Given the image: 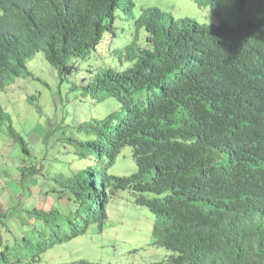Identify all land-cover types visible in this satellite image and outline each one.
I'll list each match as a JSON object with an SVG mask.
<instances>
[{
	"label": "trees",
	"instance_id": "1",
	"mask_svg": "<svg viewBox=\"0 0 264 264\" xmlns=\"http://www.w3.org/2000/svg\"><path fill=\"white\" fill-rule=\"evenodd\" d=\"M194 1L219 23L139 14L135 0H0V91L39 52L66 80L114 46L113 62L82 79L93 108L77 113L75 136L59 140L79 146L78 170H21V180L49 181L43 195L55 202L18 200L11 225L0 213V264H41L55 246L102 231L110 193L126 190L156 217L157 245L175 254L152 264H264V0H231L254 16L236 27L223 0ZM28 100L39 113L37 98ZM53 133L42 138L50 154ZM8 134L29 156L10 122ZM125 147L136 172L111 177Z\"/></svg>",
	"mask_w": 264,
	"mask_h": 264
},
{
	"label": "rangeland",
	"instance_id": "2",
	"mask_svg": "<svg viewBox=\"0 0 264 264\" xmlns=\"http://www.w3.org/2000/svg\"><path fill=\"white\" fill-rule=\"evenodd\" d=\"M135 4L139 14L144 9L157 8L171 14L177 21L187 18L200 24L219 23L208 7H200L194 0H135ZM229 6L234 10L233 15L227 11ZM222 14L232 27H236L241 20L254 19L249 10L236 12L231 0L222 1ZM118 29L120 32L121 23ZM113 50L111 45L100 59L91 57L79 62L81 69L66 80L60 79L62 76L48 65L44 54L39 52L27 63L26 71L0 91V112L9 116V119L0 117V213L6 212V223L12 224L11 209L18 200L43 209H50L55 202L52 195H43L51 183L39 175L26 176L21 180L23 168L38 164L45 167L47 174L61 173L65 176L71 174L70 168L74 172L78 170L79 146L68 141L60 144L59 140L75 136L77 113L84 115L85 110L93 108L92 95L80 88L85 84L82 79L85 77L86 82L95 68L113 62ZM30 96L37 98L39 113L34 103L28 100ZM9 122L27 145L29 156L22 153L19 143L8 134ZM48 132H54L49 141L51 154L42 143ZM78 136L81 139V135ZM136 169L131 149L125 147L109 170V175L130 176ZM25 187L30 189L31 198L23 197ZM134 201L131 190L111 192L102 231L92 226L86 235L55 246L43 256L41 264H72L79 260L95 264H152L175 256L156 243V217L148 208L138 206Z\"/></svg>",
	"mask_w": 264,
	"mask_h": 264
},
{
	"label": "bare ground",
	"instance_id": "3",
	"mask_svg": "<svg viewBox=\"0 0 264 264\" xmlns=\"http://www.w3.org/2000/svg\"><path fill=\"white\" fill-rule=\"evenodd\" d=\"M175 6H176V5H175ZM172 8H173V6H172ZM184 9H186V8L184 7ZM171 11H172V10H171ZM262 72H263V71H261V76H262ZM256 85H257V84H256ZM256 87H257V86H256ZM251 94H252V93H251ZM251 94H250V95H251ZM250 114H251V113H250ZM252 117H255V113H254V115H253ZM262 139H263V138H262ZM260 141H261V140H260ZM262 142H263V141H262ZM260 144H261V143H260ZM263 145H264V144H263ZM263 145H262V146H263ZM262 146L260 145V147H262ZM262 156H263V155H262ZM230 162H231V161H230ZM262 174H263V173H262ZM253 195H254V194H253ZM250 197H251V196H250ZM256 200H258V199H256Z\"/></svg>",
	"mask_w": 264,
	"mask_h": 264
},
{
	"label": "clouds",
	"instance_id": "4",
	"mask_svg": "<svg viewBox=\"0 0 264 264\" xmlns=\"http://www.w3.org/2000/svg\"><path fill=\"white\" fill-rule=\"evenodd\" d=\"M200 7H203V6H200ZM187 19V18H186Z\"/></svg>",
	"mask_w": 264,
	"mask_h": 264
}]
</instances>
